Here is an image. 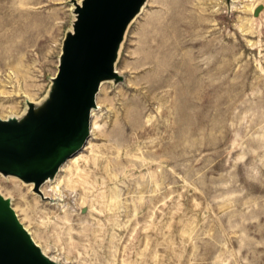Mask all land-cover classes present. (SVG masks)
Segmentation results:
<instances>
[{"label":"rangeland","instance_id":"1","mask_svg":"<svg viewBox=\"0 0 264 264\" xmlns=\"http://www.w3.org/2000/svg\"><path fill=\"white\" fill-rule=\"evenodd\" d=\"M76 1L0 0V117L48 97ZM138 13L51 195L1 172L0 191L56 264H264V0Z\"/></svg>","mask_w":264,"mask_h":264},{"label":"water","instance_id":"2","mask_svg":"<svg viewBox=\"0 0 264 264\" xmlns=\"http://www.w3.org/2000/svg\"><path fill=\"white\" fill-rule=\"evenodd\" d=\"M145 0L75 2L58 72L44 103L28 102L20 119L0 117V172L33 182L34 190L79 151L90 134L91 109L102 80L114 68L125 30ZM262 4L254 7L257 15ZM0 264H56L0 192Z\"/></svg>","mask_w":264,"mask_h":264},{"label":"bare ground","instance_id":"3","mask_svg":"<svg viewBox=\"0 0 264 264\" xmlns=\"http://www.w3.org/2000/svg\"><path fill=\"white\" fill-rule=\"evenodd\" d=\"M144 2H146V0L144 1ZM144 4V3H143ZM143 4L141 5V7L140 8H142V6H143ZM4 10V9H3ZM139 14V13H138ZM2 15V14H1ZM162 23V22H161ZM161 25V24H160ZM181 25V27H183V26H186V28H192L191 27V25L190 24H188L187 22H183L182 21V23L180 24ZM162 26V25H161ZM166 26V25H165ZM180 27V26H179ZM180 27V28H181ZM170 28V27H169ZM178 29V28H177ZM157 31H160V30H157ZM186 31H187V29H186ZM179 33V32H178ZM162 34V33H161ZM165 34V33H164ZM158 35V34H157ZM171 35H173V34H171ZM179 36H180V34H179ZM173 38V37H172ZM178 38V37H177ZM169 39V38H168ZM176 39V38H175ZM174 39V40H175ZM180 40V39H179ZM171 40H169V41H165V43H164V52H165V54H166V56L167 57H169L170 59H173L172 61H174V66H172V67H170L169 65V67H167L166 68V70H172V68H176L178 71H180L179 69H181L182 70V60H183V57H184V55H183V57H181V55L179 54L180 52H179V50H178V45H180V44H178V45H176L175 43H173V42H170ZM176 41H178V40H176ZM183 42V41H182ZM178 43H180V42H178ZM184 44H186V43H184ZM155 46V45H154ZM181 47V46H180ZM160 53V52H159ZM147 54V53H146ZM151 55V54H150ZM178 55H180V57L178 56ZM163 56V55H162ZM153 57V56H152ZM157 58V57H156ZM164 59V61H166L167 59H165V58H163ZM187 61V60H186ZM159 62V61H158ZM165 63V62H164ZM159 64V63H158ZM161 64V63H160ZM168 64V62L166 63V65ZM169 64H170V61H169ZM185 66V65H184ZM160 67V66H159ZM163 67V66H162ZM161 68V67H160ZM187 68V67H186ZM192 68V67H191ZM163 69V68H162ZM157 70V69H156ZM165 71V70H164ZM170 72V71H169ZM172 72V71H171ZM161 73V72H160ZM177 76H178V74H177ZM160 77V76H159ZM158 79V78H157ZM157 79H155V80H157ZM167 79V78H166ZM194 80V79H193ZM203 80V79H202ZM103 84H104V80H102L101 81V83H100V85H99V87L101 88L102 86H103ZM47 99V98H46ZM97 100V99H96ZM96 100H95V103H96ZM44 101L45 100H41V102H39L38 101V103H36L35 104V107L37 108V107H39V106H41L43 103H44ZM31 102V101H30ZM94 108H96V104H95V106H93L92 107V109H91V116H93V114H94ZM25 114V113H24ZM24 114L22 115V116H19V117H17V119H20V118H22L23 116H24ZM13 115V114H12ZM140 117V116H139ZM95 128H93V126H92V117H91V123H90V130H93L94 132H95V130H94ZM79 152V151H78ZM78 152H76L74 155H76ZM74 155H72V156H70L69 158H71V157H73ZM65 162V161H64ZM62 163L60 166L62 167L65 163ZM60 168V167H59ZM56 174V173H55ZM54 174V175H55ZM11 176V175H10ZM18 178V177H17ZM51 179H52V177H48V178H46L40 185H39V190H36L37 192H41V193H44L45 195H47V194H50L49 193V190H48V188H46V187H48L47 185H48V183H50L51 182ZM47 181V182H46ZM46 182V183H45ZM29 184H31V185H33V182L32 181H30V182H28ZM45 183V184H44ZM44 184V185H43ZM34 186V185H33ZM41 187H42V190H41ZM50 187V186H49ZM50 188H52V187H50ZM43 191V192H42ZM53 191H55V190H53V188H52V192ZM1 192V191H0ZM2 193V192H1ZM3 194V193H2ZM51 195V194H50ZM27 229V228H26ZM30 234H31V232H30ZM32 236V238L33 239H35V237H34V235H31ZM34 241H36V243L39 245V242H37V240L35 239ZM40 246V245H39ZM41 247V246H40ZM42 249V248H41ZM42 251L45 253V254H47L46 253V250L43 248L42 249ZM48 255V254H47ZM49 256V255H48ZM50 257V256H49ZM51 258V257H50Z\"/></svg>","mask_w":264,"mask_h":264}]
</instances>
